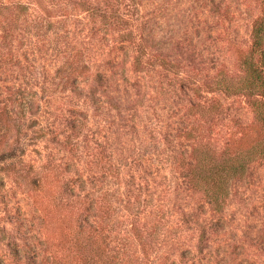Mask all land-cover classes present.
<instances>
[{
	"label": "rangeland",
	"instance_id": "374dc122",
	"mask_svg": "<svg viewBox=\"0 0 264 264\" xmlns=\"http://www.w3.org/2000/svg\"><path fill=\"white\" fill-rule=\"evenodd\" d=\"M10 1L27 7L5 13L16 40L3 54L21 68L9 64L0 87L27 84L40 112L19 119V134L0 118V264L51 251L44 210L68 215V188L108 210L127 264H264V159L231 183L221 212L188 178L201 171L194 145L222 157L255 135L254 98L210 87L225 74L240 82L264 0ZM65 74L77 92L62 89ZM10 108L1 98L0 117Z\"/></svg>",
	"mask_w": 264,
	"mask_h": 264
},
{
	"label": "trees",
	"instance_id": "16d2710c",
	"mask_svg": "<svg viewBox=\"0 0 264 264\" xmlns=\"http://www.w3.org/2000/svg\"><path fill=\"white\" fill-rule=\"evenodd\" d=\"M16 9L20 14H24L27 7L21 2L13 3L10 0H0V74H8L12 67L21 68L20 59L9 62L3 54L4 50L12 51L16 38L13 37L10 21L6 17V11ZM96 16L101 19H112L104 10L97 8ZM242 65L243 75L239 82V74L236 77L223 75L217 80L214 86L210 87L211 92H222L227 95H239V92L254 98L253 105L257 117L255 135L248 137L239 143V139L233 140L222 157H217L209 151L200 150V146L194 145L190 156V167L198 165L200 173L192 172L188 175L189 182H195L197 190L209 196V205L213 211L221 212L229 198L230 185L234 180L244 179L250 170V166L258 160L264 159V13L259 16L253 25L252 44L247 55L238 54V62ZM160 66L166 69L171 68V63L165 59H159ZM141 65L138 58L134 59V66ZM72 67L73 64H72ZM78 69V65L74 67ZM10 74V73H9ZM14 80H18L12 77ZM63 90L77 92L79 85L71 83L70 74L63 76ZM13 82V80H11ZM19 84L10 87H0V99L11 104V112L1 115V120L8 128L21 133L22 125L19 119L27 115L37 116L40 112V100L38 93ZM60 86V85H59ZM6 93L5 97L3 96ZM197 94V93H196ZM204 111V106L199 104ZM195 108V105L191 108ZM212 108H215L213 106ZM8 109V108H6ZM216 109V108H215ZM9 113H12L11 116ZM37 114V115H36ZM1 124V122H0ZM192 129L186 133L188 138L198 141L196 131ZM67 169L59 172L58 175H67ZM40 179H35L38 186ZM85 183V182H83ZM70 197L75 195V204L66 203L68 208L66 216L58 219L53 210L45 208L47 220L53 224L49 229L46 241L50 243L51 251H45L44 255L34 258L30 264H127L130 263L125 251L118 246L116 235L110 223L114 220L108 210L98 203L94 198L86 194L85 189H80L78 193L74 188L66 189ZM46 219V217H45ZM131 233L139 242L141 252L148 258L149 247L146 245L145 236L133 222ZM264 238V228H263ZM29 264V263H28Z\"/></svg>",
	"mask_w": 264,
	"mask_h": 264
}]
</instances>
